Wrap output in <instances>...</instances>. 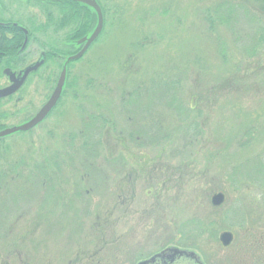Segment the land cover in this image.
<instances>
[{"label": "rangeland", "instance_id": "obj_1", "mask_svg": "<svg viewBox=\"0 0 264 264\" xmlns=\"http://www.w3.org/2000/svg\"><path fill=\"white\" fill-rule=\"evenodd\" d=\"M97 1L104 29L55 111L0 139V264H136L167 247L264 264V0ZM42 11L19 18L44 29ZM72 49L0 101V130L40 110Z\"/></svg>", "mask_w": 264, "mask_h": 264}, {"label": "flooded vegetation", "instance_id": "obj_2", "mask_svg": "<svg viewBox=\"0 0 264 264\" xmlns=\"http://www.w3.org/2000/svg\"><path fill=\"white\" fill-rule=\"evenodd\" d=\"M96 2L98 1L96 0ZM20 4H22L23 9L30 5L33 8V0H0V80L2 78L5 80L4 85L0 86V91L11 85L10 75L17 78L19 73L29 66L40 60L42 64L27 75L15 93L0 98V101L12 99L18 95L26 88L30 80L38 75L40 69L46 64L48 65L52 45L62 47L59 50L64 51L68 47H74L71 54H76L83 47V44L79 45L78 42L84 37L88 38L97 24V15L88 6L73 0H43L44 11L41 14L44 15L45 21L43 22L44 29H41L38 27L39 24L33 14L27 18L26 22L20 20ZM84 30L86 34H84ZM41 45L46 48H38L37 51L35 47ZM56 58L61 59V55L56 56ZM16 100L20 101L21 97ZM165 249L154 253L152 256ZM152 256L141 259L136 264Z\"/></svg>", "mask_w": 264, "mask_h": 264}, {"label": "water", "instance_id": "obj_3", "mask_svg": "<svg viewBox=\"0 0 264 264\" xmlns=\"http://www.w3.org/2000/svg\"><path fill=\"white\" fill-rule=\"evenodd\" d=\"M74 2L81 3L83 5H86L90 8H92L96 15H97V25L90 35L89 38H83L81 39L78 44L81 45L83 44L82 49L75 54L74 56L69 57L66 60L65 65L62 67L61 72L59 74V78L57 80L56 86L50 95L49 99L47 102L40 108V110L26 123L10 128V129H5L0 132V138L9 136L14 133L18 132H28L31 129L35 128L38 124H40L47 116L48 114L52 111L54 106L57 104L61 93L62 89L65 83V77H66V65L70 62H74L76 60H79L87 51V49L90 47V45L98 38L100 35L102 28H103V19H102V14L100 11L99 6L94 0H73ZM42 64V61H38L37 63L29 66L25 70L19 73L17 78L14 77V75H10V82L11 85L3 90L0 91V98H4L7 96H10L11 94L15 93L22 85L24 80L26 79L27 75L38 69V67ZM224 201V196L220 193L214 195L211 198V205L214 207L220 206ZM233 236L229 232H224L219 236V241L222 246L226 247L232 242ZM139 264H202L198 256L189 251L185 250H179L176 248H169L166 249L148 260L142 261Z\"/></svg>", "mask_w": 264, "mask_h": 264}, {"label": "trees", "instance_id": "obj_4", "mask_svg": "<svg viewBox=\"0 0 264 264\" xmlns=\"http://www.w3.org/2000/svg\"><path fill=\"white\" fill-rule=\"evenodd\" d=\"M92 29V28H91ZM84 34H86V31L84 30ZM50 49H51V57H50V59H54V58H56V56H58V55H61V56H65L67 53H66V51H64V50H59V49H55V48H53V47H50ZM71 63H69L68 65H70ZM67 65V66H68ZM62 95H63V93H62ZM60 102V101H59ZM59 104V103H58ZM58 106V105H57ZM57 106H56V108H57ZM55 108V109H56ZM55 109H54V111H55ZM53 111V112H54ZM52 112V113H53ZM144 164H147V161H144L143 162Z\"/></svg>", "mask_w": 264, "mask_h": 264}]
</instances>
